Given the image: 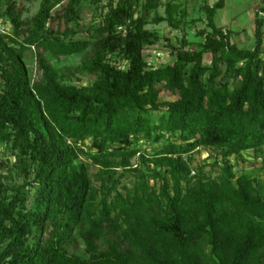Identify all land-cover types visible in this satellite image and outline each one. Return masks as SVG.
Segmentation results:
<instances>
[{"label":"trees","instance_id":"16d2710c","mask_svg":"<svg viewBox=\"0 0 264 264\" xmlns=\"http://www.w3.org/2000/svg\"><path fill=\"white\" fill-rule=\"evenodd\" d=\"M23 1L6 0L13 28L0 29V142L16 156L0 159V264H264V185L230 161L251 149L264 165V6L253 47L215 23L225 1L217 0L201 7L208 28L200 47L171 44L175 59L151 66L144 47L158 34L146 25H179L183 1L167 0L160 15L162 0H89L102 20L82 39L84 0H41L27 16ZM31 48L34 79L24 60ZM114 52L127 67L109 60ZM72 54H81L73 66L53 58ZM75 72L96 79L67 82ZM162 88L176 96L161 99ZM153 110L164 112L155 120ZM162 138L156 166L133 165L146 151L134 143ZM202 146L223 161L192 175L189 161ZM13 172L28 180L13 181ZM128 173L133 185L121 190ZM28 184L38 186L32 201ZM75 241L83 247L70 252Z\"/></svg>","mask_w":264,"mask_h":264},{"label":"rangeland","instance_id":"374dc122","mask_svg":"<svg viewBox=\"0 0 264 264\" xmlns=\"http://www.w3.org/2000/svg\"><path fill=\"white\" fill-rule=\"evenodd\" d=\"M167 0H162L163 4H161L157 12L160 15H165V2ZM177 1L178 0H174ZM183 1L188 7V14L185 15L184 19L181 20L179 25H174L170 23L168 19H163L161 21H151L146 26L155 31L158 34V38L149 44H145L144 47V56L147 63L151 66H157L175 59L171 53L170 45H180L183 44L188 48H198L200 47L202 41L204 40V36L201 33L202 30L208 28L207 21L204 12L202 11V6L197 5L194 8L188 6V0H180ZM25 10L24 16L35 14L39 7L41 0H24ZM7 3L6 0H3L0 3V29L12 30L13 25L7 19L4 14ZM107 10V7L103 8V12ZM141 11V7L137 8V13ZM156 10L150 11V18L154 16ZM175 16H179V12H176ZM102 20L101 18V8L95 7L94 4L90 3L89 0H84L82 3V16L80 18L81 25L79 26L78 32L75 35V38H87L89 35L85 31L87 26L91 23H98ZM217 20V19H216ZM255 45V40L249 42L248 40L244 43H241V46L244 47H253ZM264 48V42H263ZM35 48L28 49L25 52V63L28 68L29 75L31 79L36 78L38 74L37 69V61L35 58ZM81 54H72L68 56L64 55H54V60L59 66L70 65L73 66L80 61ZM264 56V51L262 52ZM109 60L111 62L119 65L120 67H127L129 62L127 59H124L118 52H114L109 56ZM205 62L211 61V54L205 53L204 55ZM96 79L95 74L90 73H80L75 72L71 74L70 77L65 78L67 82L76 83L78 85H87L94 82ZM1 87V85H0ZM161 99H171L176 96L175 93L168 92L164 88H162L160 93ZM163 110H153L152 115L155 120L163 113ZM167 142L166 138H162L161 140H145L140 139L137 143H134V146H139L141 148H146V151H140L136 155L131 158V161L134 166L141 167L145 171H148L150 168L156 166V164L151 161L153 159V152L156 148H159L163 144ZM91 140L87 139L83 146L87 149L90 148ZM186 156V155H185ZM221 154L217 149H212L207 146H202L200 149H197L193 152V159L189 161V164L192 168L191 174L194 175L197 171V166L200 164H204L206 162H214L216 158H219V161H223L221 158ZM85 157V156H84ZM86 158V157H85ZM0 159L10 160L11 162L16 160L15 153L5 144L0 142ZM230 161L233 164V168L236 174H241L243 172H249L257 179V183H260V186L264 185V165H262L261 158L254 156V151L244 150L240 153L233 154L230 157ZM210 166L208 165L206 169L208 170ZM98 170V166L92 165L89 169L91 175L94 177L95 172ZM120 171V170H118ZM219 172V167L216 166L213 174H217ZM12 180L15 182L22 183L28 179H25L23 175H17L15 172L12 173ZM135 176L131 173L126 174L121 180L119 188L121 190H125L123 185L132 186L133 180ZM95 184H99L100 181L94 179ZM158 184V183H157ZM27 190L29 193V201H32L34 196L37 194L38 186L35 184H28ZM264 194V190L262 191ZM68 250L70 252H76L80 250L83 245L79 241H75L74 244H67Z\"/></svg>","mask_w":264,"mask_h":264},{"label":"crops","instance_id":"0c3cea01","mask_svg":"<svg viewBox=\"0 0 264 264\" xmlns=\"http://www.w3.org/2000/svg\"><path fill=\"white\" fill-rule=\"evenodd\" d=\"M216 1L188 0L187 4L194 8L198 4L201 6L212 5ZM261 6H264V0H225L224 4L216 10L214 21L216 24L231 30L232 41L241 46V43L247 40L252 42L256 39V14ZM202 11L206 17L205 10L202 9ZM261 14L264 17V11ZM262 28L264 30V23Z\"/></svg>","mask_w":264,"mask_h":264}]
</instances>
